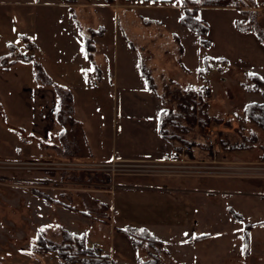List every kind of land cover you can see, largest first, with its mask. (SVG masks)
<instances>
[{"label":"rangeland","instance_id":"1","mask_svg":"<svg viewBox=\"0 0 264 264\" xmlns=\"http://www.w3.org/2000/svg\"><path fill=\"white\" fill-rule=\"evenodd\" d=\"M41 1L46 3L25 7L39 15L38 21L17 20L24 6L9 0L7 13L15 22H0V264H60L53 253H36L37 258L33 246L40 231L47 239L59 240L61 227L77 235L84 233L87 244L99 249L98 255H108L118 264H140L148 259V250L128 247V238L116 231V227L125 226L145 228L164 243L167 253L159 255L157 264H264V170L255 168L264 167V131L243 115L247 103L263 101L259 93L246 90L252 83L242 68L246 64L242 60L256 64L257 56L252 51L241 55V39L227 31L229 16L215 26L213 15L221 12L213 14L209 7L202 10L201 16L211 27L206 38L213 43L206 48L196 34L179 24L180 10L141 2L118 8L102 0H88L65 8ZM260 4L264 6V0ZM69 6L75 8L83 31L107 27L102 34L105 44L95 42L93 54L104 82L94 84L92 67L81 66L76 54L57 56L61 53L58 45L66 50L72 44L63 20L69 17ZM125 15L168 20L153 22L142 35L129 33L137 54L159 91L197 92L209 86L207 114L219 119L204 128L190 126L184 137L193 144L177 143L182 148L175 154L169 143L171 150L161 160L107 162L126 145L130 151L154 146L145 129L120 120L113 107L120 102L121 88L114 91L106 81L109 73L113 75V65L135 62L127 43L119 40L117 46V41L116 45L111 42L115 17ZM239 19H243L241 14ZM254 19L255 29L258 25L264 28V12L257 11ZM129 25L141 27L139 22ZM129 25L121 24L124 28ZM28 32H35L43 43L41 51L25 50L18 36ZM10 44L15 48L10 49ZM231 50L234 55L228 56L229 63L210 64L202 70L204 58H222ZM238 52L242 60H235ZM20 53H32L33 59L25 60ZM66 72L72 75L69 89L74 104L71 112L64 108L60 125L54 119L56 101L49 74L57 84H64L55 76ZM142 89H123L135 90L134 96L130 95L132 108L140 102ZM171 102L167 107L174 106ZM251 135L256 137L254 142L249 140ZM236 141L247 143V147L231 149ZM248 166L254 168H242ZM43 196L51 201L46 202ZM58 198L91 216L54 203ZM246 224L249 247L244 253ZM201 235L207 237L197 238Z\"/></svg>","mask_w":264,"mask_h":264},{"label":"trees","instance_id":"2","mask_svg":"<svg viewBox=\"0 0 264 264\" xmlns=\"http://www.w3.org/2000/svg\"><path fill=\"white\" fill-rule=\"evenodd\" d=\"M62 3L69 5L85 3L88 0H58ZM105 4H114L116 0H102ZM179 8L181 10V16L179 17V24L185 27L191 33L198 36L199 43L208 48L211 45V41L206 38L209 33L208 23L199 17V10L204 6H214V7H233L237 9L243 16V19L236 20L235 26L237 29L243 33H253L256 39L264 46V28L258 27L255 29L253 27L256 24L254 17L256 16V0H177ZM162 2H167V4L172 3V0H162ZM250 8V9H249ZM69 15L73 19L78 31L83 37L84 52L86 58L91 62L92 70L91 75L94 76L95 80L100 79V68L94 62L93 54L96 51V45L94 42V37L101 36L104 33V27L100 26L98 29L88 28L87 30H82L78 18L76 16V11L73 6L68 8ZM19 40L22 41L25 50L32 51L37 50L38 46L36 43L30 39L29 36L20 34L18 36ZM131 49H135L134 43L127 41ZM10 49L15 48V45L10 44ZM9 59L11 53L6 55ZM19 56L25 60L33 59L32 55H22ZM13 60L12 62H14ZM219 62H225L224 59H214V58H204V67L202 70H207L210 64H215ZM139 70L141 76L145 80L146 87L149 91H153L157 98L163 104L162 112L159 115L158 128L160 136L168 141L172 146L175 154H178L182 148L181 144L190 143L184 137L185 133H188L190 126L197 124L200 128H204L211 124L212 120L219 122V119L210 118L207 114V99L211 95V88L209 86H202L199 91H192L190 89H179L176 93L169 91H158L154 81V77L151 71L145 65L142 58L139 57L138 60ZM85 74H89L86 73ZM42 77L41 75L38 78ZM248 80L252 83L251 87H246V90L250 92L259 93L262 102H250L247 103L243 109V115L246 120H249L257 127L264 131V80L261 79L256 74L248 75ZM49 81L53 85L55 105H54V119L58 124L61 123V116L64 114V108L66 112H71L74 103V97L72 91L62 85L57 84L55 81L49 78ZM174 103V106L167 107L169 102ZM200 115V117L197 116ZM71 123L73 120H70ZM176 130L180 131L179 134L174 133ZM255 135H251L249 140L255 141ZM177 143H181L177 145ZM231 149L236 148H246L247 143L245 142H234L230 145ZM32 192L38 193L39 191L33 190ZM39 195V194H37ZM41 196V193L39 195ZM44 197V196H43ZM46 202H50L51 199L48 196L44 197ZM54 203L62 206L63 208L70 209L71 211H76L85 217H90V213L87 211H82L76 208L70 203H65L61 199L53 201ZM105 208H109L105 203H101ZM228 211L232 215L240 220L238 214L233 213L231 208ZM248 224L244 226L243 235V252L245 253L249 247V233ZM62 228V227H61ZM60 228L59 240L47 239L43 232L40 231L36 237L35 245L33 246L34 254L37 258L40 254L53 253L56 260L60 264H118L117 261L108 255L99 254V249L96 246H90L87 244L86 235L81 233L80 235L71 233L66 229ZM116 231L120 234L126 236L134 249L146 248L148 250V259L141 260L140 264H157L159 261L160 254H166L167 251L164 248V243L153 236L147 229L138 228L133 226L116 227ZM207 237L206 235L198 236L197 238L202 239ZM149 250H153V253ZM98 252V253H97ZM97 253V254H96Z\"/></svg>","mask_w":264,"mask_h":264},{"label":"crops","instance_id":"3","mask_svg":"<svg viewBox=\"0 0 264 264\" xmlns=\"http://www.w3.org/2000/svg\"><path fill=\"white\" fill-rule=\"evenodd\" d=\"M10 2H9V0H0V4L3 5V6L0 5V22H3V21H6V22L10 21V23L15 22V20L12 19V17H9L8 13H7L8 12L7 6ZM139 2H141V5L152 3L154 6L157 5V6H160L163 8H169V9L172 8L174 10H180L178 4L177 5H174L173 3L163 4V3L159 2L158 0H116L114 4L116 6H118V8H122V7H132L134 3L139 5ZM14 3H19L22 6H24V7H20L21 10L18 12V17H16V19L18 20V18H19L22 21H25V23L31 24V23L38 21L39 15L37 17L35 13H33L30 9L25 8V7H33L36 4L41 6L42 3H46V2H42L41 0H14ZM50 3L55 4L57 6L58 5H62L64 7H65V5L68 6V4L61 3L58 0H50ZM256 4H257L256 10L259 12H264V6H262L260 4V0H256ZM206 7L213 8V14L215 12H221V13H215L213 15V23L215 26H217L220 22L222 24L223 17L229 16L230 24L227 27V31L229 34L235 35V37H238L239 39H241V41L238 42L242 45L243 52L241 55H244L245 52L247 53L248 51H252V54L257 56V63L256 64H253V62H251V61L242 60L241 59L242 56L239 55V52L236 53L237 57L235 58V60H242L243 62L246 63L242 68L246 72L247 78H248V75H250V74H256L261 79L264 80V46L261 45V43L256 39V37L252 33H250V32L243 33L242 32V34H241L237 31V28L235 26V21L241 20V19H239L240 14H239L238 10L233 8V7L204 6V7H201L199 10V17L203 20H205V19L201 16V12ZM67 11H68V8H67ZM223 12H228L227 14H229V15L225 16L226 13H223ZM67 13H68L69 17H66V18L63 17V20H65V22L68 26L66 33H68V35H71L73 37L70 41V42H72V44H71V46L67 47L66 50H61L59 48V45H58V50L61 53L58 52L57 56H59L61 58L64 56H66L67 58H70L71 56L69 57L68 54H72V55L76 54L77 60L81 64V66L87 64V66H89V69H90L91 63L85 56L83 37H82L81 33L78 31L77 26L73 22V19L70 17L69 12H67ZM180 16H181V12H180ZM114 22H115L116 28H115V31H113L114 36H113V40L111 42L113 45L114 44L116 45L115 41H117V46H118L119 40H123L125 43H127L128 40L131 41L129 38V33L130 34L135 33L138 35H142L144 30L147 29V27L150 26L153 22H157L159 24L160 23L164 24V23H168V20L166 19L165 21H163V20L155 19V18L149 17V16H142V17L137 19L134 16L125 15L121 19L119 18V16H116L114 19ZM132 22H134V23L139 22V25L141 27L130 26L129 24H131ZM122 23L128 24L129 26H126V28H124L123 26H121ZM39 29L40 28H37V29H35V31H37ZM106 30H107V27L105 26L104 31L106 32ZM180 30L182 31V33H184V35H187L189 38H191L188 35V33L187 34L185 33L186 31H184L181 28H180ZM210 31H211V27L209 25V33L208 34H210ZM236 32H238L239 35H237ZM34 33L28 32L27 34H25V35L29 36L30 39L33 40L36 43V45L38 46L37 50H32L33 53L39 52L43 48V46H42L43 43L40 42L39 38L37 36H35ZM177 36H178V38H180L179 34H177ZM102 37H103V35L98 36L97 38H94V42H97L98 40H100L102 42L104 41V44H105V40L102 39ZM114 37L116 40L114 39ZM176 39H177V37H176ZM222 40H227V39L222 38ZM66 44L68 45L69 43H66ZM97 44H98V42H97ZM212 44L213 43L211 41V45L209 47H211ZM127 45H128V43H127ZM226 45L229 46L230 43L226 42ZM128 47H129V45H128ZM102 49H103V46L101 48H99V50H97L99 54L102 53ZM130 50H131L130 51V59L132 60V58H134L135 62L130 66H127V64H122L120 67L118 65L115 67V65H113L112 66L113 75L111 76L109 73L108 79L106 81H107V85H109V87H112L114 89V91L117 90V88H121L120 102H117L116 101L117 98L115 97L116 103L113 107L114 111L119 112V114L121 116L120 120L125 121V122L130 120L134 127L139 126L142 129H145V131L150 136L153 137V139H154L153 145L154 146L153 147L148 146L147 150L145 148H143L142 150L138 149V150L130 151V150H128V148H130V146L126 145L125 150H123V151L121 150L120 153H117V155L116 154L112 155L110 160L107 162L161 160L171 150V145L169 144V142L164 140L159 134L158 120H159V115L162 112L163 105H162L161 101H159V99L157 98L156 94L153 91H149L147 89L145 80L141 76V73L139 70V65H138V60H139V57L140 58H142V57H141V55L137 54V52H136L137 47L135 46V49L130 48ZM30 55H33V54L30 53ZM229 55H234L233 50H231L230 52H226L225 57L218 58V59H224L225 62H223V63H229V58H228ZM145 65H146V63H145ZM97 66L100 68L101 75H100V79L95 80L94 84L104 82L103 70L99 65H97ZM184 68L186 69L185 66H184ZM66 73H68V72H66ZM66 73H65V75H62V76L58 75L55 77L56 78L60 77L61 79L64 80L65 83L59 84V85H62V86L67 87V88H71L73 86L72 75L70 73H68V74H66ZM49 75H50L51 80H53V81L56 80L55 78L52 77L53 75H51V74H49ZM81 82H82V77H81ZM137 86H142V88H143L142 91L144 93L139 98L140 102L137 103L136 105H134V107L132 108L129 105V102L131 101L130 95L134 96L135 90H132V92H129V91H126L123 89H126V88H131V89L133 88L134 89ZM136 96H137V94H136ZM254 102H257V101H254ZM53 111H54V109H53ZM127 115H128V117H127ZM138 120L141 121V124ZM115 122H116V120H115ZM115 126H116V124H115ZM123 130L125 132L124 127H122L121 131H123ZM106 191L109 192L110 190L108 189ZM128 244H130V242ZM129 246L131 249L132 248L131 244L128 245V247ZM113 251H114V248H112V252ZM149 251H151V250H149Z\"/></svg>","mask_w":264,"mask_h":264},{"label":"built area","instance_id":"4","mask_svg":"<svg viewBox=\"0 0 264 264\" xmlns=\"http://www.w3.org/2000/svg\"><path fill=\"white\" fill-rule=\"evenodd\" d=\"M72 165L75 166V165H78V164H74V163H72L71 166H72ZM242 168H243V169H250V168H254V167H249V166H248V167H242ZM255 168H257V169H261V170H264V167H255ZM262 174L264 175V171H262Z\"/></svg>","mask_w":264,"mask_h":264},{"label":"snow or ice","instance_id":"5","mask_svg":"<svg viewBox=\"0 0 264 264\" xmlns=\"http://www.w3.org/2000/svg\"><path fill=\"white\" fill-rule=\"evenodd\" d=\"M185 235H188L187 233Z\"/></svg>","mask_w":264,"mask_h":264}]
</instances>
